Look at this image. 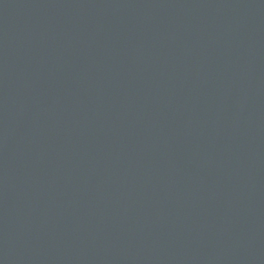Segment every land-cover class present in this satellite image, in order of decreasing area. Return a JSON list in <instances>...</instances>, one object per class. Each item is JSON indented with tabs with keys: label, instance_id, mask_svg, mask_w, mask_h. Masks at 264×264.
<instances>
[{
	"label": "water",
	"instance_id": "water-1",
	"mask_svg": "<svg viewBox=\"0 0 264 264\" xmlns=\"http://www.w3.org/2000/svg\"><path fill=\"white\" fill-rule=\"evenodd\" d=\"M0 264H264V0H0Z\"/></svg>",
	"mask_w": 264,
	"mask_h": 264
}]
</instances>
